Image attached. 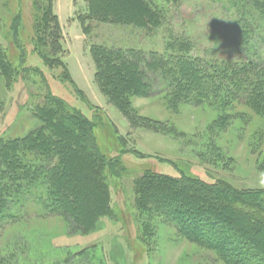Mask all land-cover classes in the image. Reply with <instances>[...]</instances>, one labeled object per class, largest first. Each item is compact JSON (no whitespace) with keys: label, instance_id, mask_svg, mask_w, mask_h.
<instances>
[{"label":"rangeland","instance_id":"rangeland-1","mask_svg":"<svg viewBox=\"0 0 264 264\" xmlns=\"http://www.w3.org/2000/svg\"><path fill=\"white\" fill-rule=\"evenodd\" d=\"M154 1L164 13L161 27L150 31L93 23L86 35L78 15L87 1L76 0L74 16L68 20L62 15L60 50L48 46L38 54L32 44L34 0H0V49L20 65L22 48L14 35L18 32L16 38L26 49L23 67L38 70L27 75L19 68L9 85L0 72V140L25 137L40 126L35 108L51 91L89 119L99 151L120 170L117 174L109 165L106 168L113 215L102 218L95 230L83 234L64 218L41 215L40 206L31 200L22 219L0 230V258L14 254L16 264H47L73 260L79 250L96 249L90 264H221L216 254L184 239L173 223L161 218L156 219L151 239L141 238L134 179L150 171L244 192L264 190V118L243 99L232 102L225 95L174 103L159 80L155 84L159 91L150 96L111 98L96 81L91 47L164 53L173 35L193 41L194 57L233 62L256 56L240 44L231 2ZM258 52L264 57L262 41Z\"/></svg>","mask_w":264,"mask_h":264},{"label":"trees","instance_id":"trees-1","mask_svg":"<svg viewBox=\"0 0 264 264\" xmlns=\"http://www.w3.org/2000/svg\"><path fill=\"white\" fill-rule=\"evenodd\" d=\"M86 1L85 11L78 15L86 35L91 34L93 23L150 31L164 23L163 10L154 0ZM163 1L178 4L182 0ZM226 1L237 11L242 48L252 51L256 59L232 62L194 57L193 41L173 35L164 53L93 45L99 86L111 98L126 100L159 91L155 88L159 80L174 103L225 95L232 102L243 99L264 118V57L258 52L259 41L264 42V0ZM33 10L34 51L39 54L48 46L60 50L62 26L54 0H34ZM16 37L22 48L20 65L9 61L0 49V72L8 85L19 68L27 75L38 73L23 67L26 49ZM44 98L35 108L40 126L25 137L0 140V230L22 219L26 203L35 200L39 214L64 218L87 234L102 218L113 215L106 168L109 165L111 173L117 174L120 170L99 151L89 119L51 91ZM134 180L144 240L151 239L156 219L161 218L173 223L184 239L216 254L221 264H264V190L244 192L222 183L150 171ZM94 255L96 249L79 250L73 260L47 264H73L76 259L77 264H90ZM15 261L14 254L0 258V264Z\"/></svg>","mask_w":264,"mask_h":264},{"label":"crops","instance_id":"crops-1","mask_svg":"<svg viewBox=\"0 0 264 264\" xmlns=\"http://www.w3.org/2000/svg\"><path fill=\"white\" fill-rule=\"evenodd\" d=\"M54 12L58 16L61 26L65 27L63 26L62 15L63 17L69 16L68 20L74 16L76 12V0H54Z\"/></svg>","mask_w":264,"mask_h":264}]
</instances>
